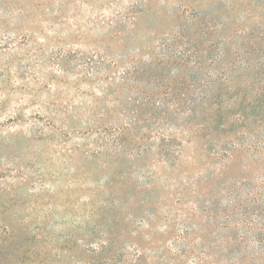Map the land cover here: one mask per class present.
Listing matches in <instances>:
<instances>
[{"label":"rangeland","instance_id":"obj_1","mask_svg":"<svg viewBox=\"0 0 264 264\" xmlns=\"http://www.w3.org/2000/svg\"><path fill=\"white\" fill-rule=\"evenodd\" d=\"M0 264H264V0H0Z\"/></svg>","mask_w":264,"mask_h":264}]
</instances>
